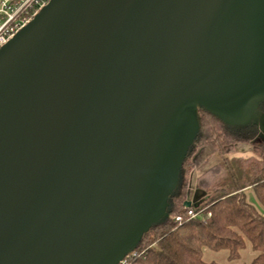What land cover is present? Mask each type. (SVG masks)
<instances>
[{"label":"water","instance_id":"obj_1","mask_svg":"<svg viewBox=\"0 0 264 264\" xmlns=\"http://www.w3.org/2000/svg\"><path fill=\"white\" fill-rule=\"evenodd\" d=\"M197 102L257 117L264 0H51L0 49V264H119L169 213Z\"/></svg>","mask_w":264,"mask_h":264},{"label":"trees","instance_id":"obj_2","mask_svg":"<svg viewBox=\"0 0 264 264\" xmlns=\"http://www.w3.org/2000/svg\"><path fill=\"white\" fill-rule=\"evenodd\" d=\"M197 115L199 133L168 204L169 213L183 218L176 221L167 216L153 224L125 264H264V132L260 127L264 102L257 117L246 124L227 123L202 106ZM243 144H251L253 155L228 156L232 148ZM215 152L224 157L201 176L199 184L206 193L187 207L190 186L182 177L187 163L194 170ZM250 192L261 208L250 200ZM191 208L196 217L188 216ZM206 250L226 252V260L207 261ZM246 250L254 252V257L241 263Z\"/></svg>","mask_w":264,"mask_h":264},{"label":"built area","instance_id":"obj_3","mask_svg":"<svg viewBox=\"0 0 264 264\" xmlns=\"http://www.w3.org/2000/svg\"><path fill=\"white\" fill-rule=\"evenodd\" d=\"M51 0H0V49L26 27ZM198 214L191 208L188 216ZM168 217L180 221L183 215L168 213ZM125 256L119 264H125Z\"/></svg>","mask_w":264,"mask_h":264},{"label":"rangeland","instance_id":"obj_4","mask_svg":"<svg viewBox=\"0 0 264 264\" xmlns=\"http://www.w3.org/2000/svg\"><path fill=\"white\" fill-rule=\"evenodd\" d=\"M199 108H200V105L199 103L197 102L196 103V111L198 112L199 111ZM241 148H249V151H244V149L241 150ZM252 150V146L250 144V146H242V145H237L235 146L234 148H232L229 153H228V156L229 157H234V156H251L253 155V152L251 151ZM224 157L223 154L219 153V152H215L213 154H211L209 157H207L204 162H202V164H200V166L198 167V169L194 168V170L189 167L191 166V162H188L187 164V169H185L184 171V175L182 176L185 181L189 182L190 180H193V184L196 183V180L199 179L200 181V178L201 176H203L209 168H211L212 166H215L217 164H219V162L221 161V159ZM192 170L194 172L192 178H191V175H192ZM200 187H203L200 185ZM204 189V190H203ZM202 191H204L206 193V189L203 187ZM193 193H197V192H193ZM200 193V192H199ZM197 193V194H199ZM249 195H252V196H249L250 197V200L256 205L258 206V208H261L260 207V204L258 203V201L256 200V198L253 196L252 192L249 193ZM203 198V197H202ZM202 198H200L199 201L202 200ZM199 201H196L195 203L199 202ZM264 211V209H262ZM225 253L226 252H213L211 250H206L205 253H204V259L207 260V261H211V260H215V261H218V262H223L225 260L224 256H225Z\"/></svg>","mask_w":264,"mask_h":264},{"label":"crops","instance_id":"obj_5","mask_svg":"<svg viewBox=\"0 0 264 264\" xmlns=\"http://www.w3.org/2000/svg\"><path fill=\"white\" fill-rule=\"evenodd\" d=\"M242 149H244V151H247V152L249 151V148H246V149H245V148H241V150H242ZM194 188H195V184H192V189H193L192 191H193V192H195V191H194ZM199 192H200V193H199ZM198 193H199V194H195V193H193V195H192V198H193V199H194L195 197H196V199H197V200H195V202H196V201H199V200H200L199 198H201V196H200V195H201V191H198ZM250 196H252V195H250ZM192 198H191V199H192ZM193 199H192V200H193ZM253 257H254V252H252L251 250H246V251L243 253V256H242V259L240 260V262H241V263L249 262V261H251V260L253 259ZM224 258H225V260H226V253H225ZM225 260H224V261H225Z\"/></svg>","mask_w":264,"mask_h":264},{"label":"flooded vegetation","instance_id":"obj_6","mask_svg":"<svg viewBox=\"0 0 264 264\" xmlns=\"http://www.w3.org/2000/svg\"><path fill=\"white\" fill-rule=\"evenodd\" d=\"M208 157H209V156H208ZM201 164H202V163H201ZM199 166H200V164L196 165L195 168L198 169ZM189 185H190V181H189ZM201 189H202V187H200L199 179H197V180H196V183H195L194 191L197 192V193H198V191H201V195H200V196H201V198H202L204 195H203V191H202ZM192 190H193V189H191L190 192H189V199H190V200L193 199V198H192V195H193V191H192ZM197 193H196V194H197ZM191 198H192V199H191ZM189 199H188V200H189ZM199 199H200V198H199ZM195 200H197L196 197H195L192 201H195Z\"/></svg>","mask_w":264,"mask_h":264},{"label":"bare ground","instance_id":"obj_7","mask_svg":"<svg viewBox=\"0 0 264 264\" xmlns=\"http://www.w3.org/2000/svg\"><path fill=\"white\" fill-rule=\"evenodd\" d=\"M195 201H192V203H194Z\"/></svg>","mask_w":264,"mask_h":264}]
</instances>
